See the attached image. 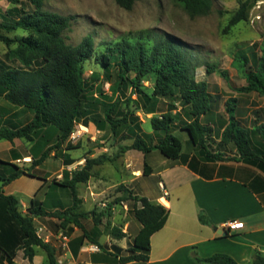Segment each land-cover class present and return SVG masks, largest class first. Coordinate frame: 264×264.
Wrapping results in <instances>:
<instances>
[{"label": "trees", "instance_id": "1", "mask_svg": "<svg viewBox=\"0 0 264 264\" xmlns=\"http://www.w3.org/2000/svg\"><path fill=\"white\" fill-rule=\"evenodd\" d=\"M15 5L19 0H7ZM118 7L130 11L136 0H115ZM175 3L190 17L206 16L212 9V0H175ZM31 12L22 14L13 23L6 20L0 22V43L6 47L16 45L0 57V97L13 107L24 111H31L32 118L27 124L18 127L2 125L0 127V141L12 142L14 139L32 141L35 131L53 126L59 131L57 143L49 147L38 159H31L30 166L39 167L52 151L59 148L71 134L75 123L87 126L90 122L97 128L102 125L109 127L113 135L117 129L125 126L126 134L121 140H132L129 146H120V153L130 150L147 155L158 151L164 158L178 160L181 157L182 143L173 133L176 126V114L171 111L154 114L150 120L151 133H145L141 128L136 111L140 110L150 114L146 109L152 100L161 98L178 97L180 102L188 107L186 113L188 121L179 131L187 134L189 143L203 151L207 160L224 161L221 154L211 153L208 149V134L210 127L201 123L213 108V101L208 92V84L196 79L198 64L186 46L175 37L167 34H154L151 31L140 32L131 39L124 38L112 47H108L101 56V64L106 67L113 65L116 73L109 78L115 79L114 93L121 94L124 88L130 87L132 96H138L139 107L135 105L133 111L128 110L133 99H127L125 108H121L118 101L104 102L98 98L91 99L89 95L95 91V84L84 76L83 64L92 57L93 41L85 37L78 45L70 46L66 43L64 32L68 31L75 18L62 16L42 9V3L32 0ZM249 3L240 5L230 18L224 32L248 17ZM17 30L27 33L26 36L10 38L9 34ZM3 32V33H2ZM152 42L147 47L145 41ZM259 58L254 70L247 71L249 63L247 55L240 52L232 60L233 69L244 73L245 86L237 89L243 94L256 93L264 96V38L258 46ZM205 73H218L227 79L225 71L218 70L215 65H204ZM133 73L132 78L127 75ZM149 83L143 86V83ZM142 84V85H141ZM112 86V85H111ZM236 99L226 102L227 124L221 133L222 144H232L237 157L229 159L234 162L256 167L264 171V155H259L251 147L247 131L235 119ZM260 139L264 142V129H258ZM119 155H101L93 159H84V164L79 170L74 171L69 177L66 173L62 183L54 185L70 190L72 205L65 210L55 209L47 211L41 204L31 201L29 215L20 211L18 199L13 195H4L0 188V201L5 203L6 218L14 220L11 232L3 236L4 248L0 245V254L8 264H12L18 251L30 262L36 254L35 247L42 249L46 256V264H58L55 249L45 243L36 234L34 219L49 218L60 222V229H66L72 224L82 232L79 246L88 241L99 249L104 247L97 238L91 236L81 225V219L86 215L77 213V184L85 183L91 177L90 170L94 166L114 161ZM73 164L67 161L66 166ZM0 165L9 167L10 173L0 175L2 186L23 177H33L29 168H20L12 163L0 161ZM151 173L149 166L144 163L142 176ZM46 181V180H45ZM118 190L124 195L120 202H133L132 215L141 226L131 241L130 248L122 249L112 246L116 263L94 258V264H130L148 261L150 251V237L160 230L165 223L168 210L161 204L150 202L144 197L134 195L133 191L125 185H120ZM200 222H205L199 215ZM99 222V220H97ZM13 232V233H12ZM1 233V232H0ZM12 233V235H11ZM3 234V232H2ZM15 235L16 243L11 247L3 241L11 242ZM112 237L122 240L126 233L114 229ZM77 250H73L76 254ZM196 262L209 264H237L231 257L216 254L207 259H200L193 255ZM252 264H264V256L254 254Z\"/></svg>", "mask_w": 264, "mask_h": 264}, {"label": "rangeland", "instance_id": "2", "mask_svg": "<svg viewBox=\"0 0 264 264\" xmlns=\"http://www.w3.org/2000/svg\"><path fill=\"white\" fill-rule=\"evenodd\" d=\"M38 1L42 3V9L45 11L75 18L71 28L63 35L68 45L76 46L85 37L92 38V57L83 64L84 76L95 84V91L89 95L91 99L98 98L109 103L118 101V105L125 108L126 100L131 98L135 102L130 104L128 110L133 111L135 105L139 107L141 101L136 100L138 96H132L130 87L124 88L119 95L114 93L115 79L109 78V75L114 76L116 68L113 65L103 66L101 56L108 47L114 46L124 38L131 39L143 31L171 35L181 41L192 53L198 64L195 72L196 79L208 84L213 108L207 116L201 119V123L212 130L206 141L209 151L221 154L230 160L237 157L232 144H222L221 142V133L228 119L226 102L229 99H236L235 119L247 131L252 149L259 155H264V142L260 139L258 131V129H264V96L256 93L237 92V89L245 86V78L243 72L236 71L232 66L234 56L242 52L247 55L249 60L246 70H254L256 67L260 55L258 46L264 38V0H212L210 13L195 18H190L175 3V0H136L130 11L118 7L115 0ZM244 2L249 3L247 20L224 32L233 13ZM33 8L32 0H19V3L15 5L7 0H0V22L6 20L8 23H13L20 15L31 12ZM3 34L10 38L27 35L22 30ZM144 41L147 47L152 44V42ZM15 47L16 45L6 47L0 43V57ZM206 64L215 65L218 70L225 71L227 79L218 73L206 74L204 68ZM133 76V73L127 75L128 78ZM148 85V82L143 83L145 87ZM146 111L151 112L150 114L167 111L176 114L177 124L174 126L173 132L177 138L184 141L181 154V158L184 160L188 147L185 138H189L178 130L188 121L186 115L188 107L181 103L178 97L154 98ZM28 112L32 118L33 113ZM136 115L141 119L140 121L144 122H147L150 117L149 115L145 116L140 110L136 111ZM95 127L97 128V126ZM102 129L89 128V131L75 142L68 138L53 151L54 156L46 159L38 170H35L33 166L28 167L29 173L33 177L23 176L18 181L4 186L5 188L2 187L0 180L2 192L18 199L23 215H29L31 201L41 204L47 211L65 210L72 205L70 190L56 186L54 182L62 183L66 173L70 177L84 164L85 158L119 155L112 162L92 167L89 180L76 186L78 196L76 212L86 215L84 219H81V225L91 236L97 238L104 247L102 250L95 246L97 248L95 252L82 251L83 245L92 244L84 241L79 246L78 242L82 232L72 224L66 229H60L58 220L34 219L36 234L41 239L48 237L46 243L54 247L58 264H94L96 257L99 260L102 259L101 262L116 263L117 259L112 254V246L116 245L122 249L130 248L131 241L136 234V226L139 225L131 212L133 202L119 201L124 195L118 190L119 186L126 185L134 191L144 189L147 198L154 197L161 192L159 182H164L163 178L156 176V173L165 168L168 171L175 168L176 161L164 158L158 151H152L149 153L148 162L154 169L155 175L141 177L129 187L128 181L131 177L136 176V170L139 168L141 172L143 169L142 161L132 158L130 154L125 156L124 153H120V146L130 143L122 141L120 138L125 134V126L119 127L116 135H113L106 125H102ZM145 129L150 130L151 126L145 125ZM95 131L100 133L95 134V139H91ZM58 137L59 131L53 126H48L35 131L32 134V141L28 142L22 139V147L18 152L30 154L32 158L38 159L49 147L57 143ZM3 148L0 146V161L9 157V153ZM67 161H73L68 169H66L68 166L65 165ZM2 169H6V172L3 173ZM61 169L63 170L61 171ZM8 173H10L9 167L0 165V175L6 176ZM47 178L49 180H46ZM13 221L11 218H6L5 203L0 201V245L3 248L4 245L1 243L4 239L3 236L11 232L12 223L15 222ZM40 228L42 232L38 231ZM114 229L126 233V237L122 240H115L112 237ZM60 231H63L68 240L65 249L61 247L62 241L57 238ZM3 242L11 247L16 243L15 235L11 242ZM34 249L36 250V263L40 264L45 253L38 247ZM74 249L77 250L76 254L73 253ZM0 257L4 259L2 254ZM20 259L21 256L18 259L19 263ZM43 264H46L45 261Z\"/></svg>", "mask_w": 264, "mask_h": 264}, {"label": "crops", "instance_id": "3", "mask_svg": "<svg viewBox=\"0 0 264 264\" xmlns=\"http://www.w3.org/2000/svg\"><path fill=\"white\" fill-rule=\"evenodd\" d=\"M143 114L150 117L147 122L140 121L141 128L145 133H151L152 130L145 129V125H150L149 120L154 114ZM30 119L29 112L11 106L0 97V127H18L27 124ZM95 126L92 122L88 124L90 129L93 127L97 130ZM185 140L188 145L185 159L180 157L176 160L174 170L168 171L165 168L156 173L164 181L159 182L160 194L147 198L144 189L134 191L129 188L134 195L161 204L168 210L164 225L149 239L148 261L130 264H209L196 262L193 255L207 259L216 254L227 255L237 264H252L254 254L264 256V172L227 158L224 161L207 160L200 148L193 147L189 139ZM125 141L130 143L123 146L132 144V140ZM0 146L9 153V157L1 161L20 168L30 166L31 155L18 152L22 147V139H14L12 142L1 140ZM54 154L52 151L47 159ZM129 154L134 159H141L143 166L144 163L149 166V177L155 175L148 162L150 154L144 155L134 150L124 153L125 156ZM142 170H136V176L128 181L129 187L144 177ZM2 172L5 173L6 169H2ZM3 194L7 195L4 191ZM199 215H202L205 222H200ZM229 221L242 222L243 228L226 234L224 224ZM140 227L136 226V234ZM35 258L36 254L30 262L23 257L22 251H18L12 264H38ZM43 258L40 264L46 262V256ZM0 261V264H8L1 257Z\"/></svg>", "mask_w": 264, "mask_h": 264}, {"label": "built area", "instance_id": "4", "mask_svg": "<svg viewBox=\"0 0 264 264\" xmlns=\"http://www.w3.org/2000/svg\"><path fill=\"white\" fill-rule=\"evenodd\" d=\"M89 131L88 126L83 125L82 123H75L74 125V129L71 132V134L69 135V140L72 142L78 141L86 132ZM99 131H95V133L92 135L91 139H95V134H99ZM167 194L165 193V196ZM243 228V223L239 222V221H229L227 223L224 224V230L226 232V234H232L235 233L236 231L240 230ZM39 232H42V229H38ZM37 236L39 238H41L38 234ZM58 240L62 241L61 247L63 249L67 248V237L64 235L63 231H60L58 233L57 236ZM42 240L46 243L48 242V237H43ZM81 250L83 251H91V252H95L97 251V248L95 247V245H89V244H85L82 246Z\"/></svg>", "mask_w": 264, "mask_h": 264}]
</instances>
